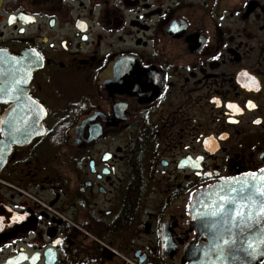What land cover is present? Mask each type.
I'll list each match as a JSON object with an SVG mask.
<instances>
[{"label": "flooded vegetation", "instance_id": "1", "mask_svg": "<svg viewBox=\"0 0 264 264\" xmlns=\"http://www.w3.org/2000/svg\"><path fill=\"white\" fill-rule=\"evenodd\" d=\"M262 170L264 0H0V264H188Z\"/></svg>", "mask_w": 264, "mask_h": 264}, {"label": "water", "instance_id": "2", "mask_svg": "<svg viewBox=\"0 0 264 264\" xmlns=\"http://www.w3.org/2000/svg\"><path fill=\"white\" fill-rule=\"evenodd\" d=\"M262 176L225 181L198 193L194 217L200 229L220 239L208 247H189L188 264H258L264 259V214L259 212L264 193L257 191L264 188Z\"/></svg>", "mask_w": 264, "mask_h": 264}, {"label": "snow or ice", "instance_id": "3", "mask_svg": "<svg viewBox=\"0 0 264 264\" xmlns=\"http://www.w3.org/2000/svg\"><path fill=\"white\" fill-rule=\"evenodd\" d=\"M26 19H31V17H27ZM11 20H12V18H10L9 22H11ZM36 59L38 62V60H39V54L38 53L36 54ZM17 83H19V82H17ZM213 99L215 100V98H213ZM217 103H218V101H217ZM249 104H250V106L254 107V105H251L250 102H249ZM228 107L229 108H236V106L233 104H229ZM237 110H239V109H237ZM262 171H264V170H262ZM250 175H254V174H250ZM261 179L264 180V176H262ZM257 191L264 193V188L257 189ZM259 212H260V214H264V207H261ZM19 218H22V217H18V219ZM2 222H3V218H0V223H2ZM262 242H264V241H262ZM225 243H227V241H225ZM249 247H251V245H249Z\"/></svg>", "mask_w": 264, "mask_h": 264}]
</instances>
